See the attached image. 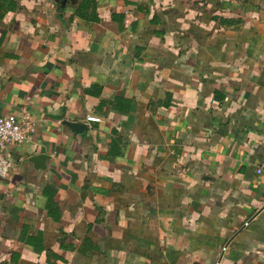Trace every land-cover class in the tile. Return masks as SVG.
<instances>
[{"label":"crops","instance_id":"crops-1","mask_svg":"<svg viewBox=\"0 0 264 264\" xmlns=\"http://www.w3.org/2000/svg\"><path fill=\"white\" fill-rule=\"evenodd\" d=\"M96 2L0 0V264H264V0Z\"/></svg>","mask_w":264,"mask_h":264},{"label":"built area","instance_id":"built-area-1","mask_svg":"<svg viewBox=\"0 0 264 264\" xmlns=\"http://www.w3.org/2000/svg\"><path fill=\"white\" fill-rule=\"evenodd\" d=\"M137 21L138 16L135 12L130 10L125 12L124 24L127 27ZM99 121V118L88 117V122ZM34 132L35 126L27 116L0 117V179H6L13 169L12 148L26 142Z\"/></svg>","mask_w":264,"mask_h":264},{"label":"water","instance_id":"water-1","mask_svg":"<svg viewBox=\"0 0 264 264\" xmlns=\"http://www.w3.org/2000/svg\"><path fill=\"white\" fill-rule=\"evenodd\" d=\"M75 0H64L65 3L67 2H72ZM65 125L68 126L73 132L78 133V134H84V132L88 131V126L85 124H80V123H71V122H65ZM47 159V156L45 155H38V156H34L32 158V162L35 164H39V163H44V161ZM37 167V166H36ZM41 169L45 170L46 167L44 164H42V166H40Z\"/></svg>","mask_w":264,"mask_h":264},{"label":"trees","instance_id":"trees-1","mask_svg":"<svg viewBox=\"0 0 264 264\" xmlns=\"http://www.w3.org/2000/svg\"><path fill=\"white\" fill-rule=\"evenodd\" d=\"M92 7H97L96 0H84V4L80 8H78V13H80L79 10H88Z\"/></svg>","mask_w":264,"mask_h":264}]
</instances>
